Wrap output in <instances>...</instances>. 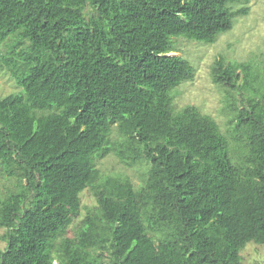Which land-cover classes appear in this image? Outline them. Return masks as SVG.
I'll use <instances>...</instances> for the list:
<instances>
[{
    "label": "trees",
    "instance_id": "trees-1",
    "mask_svg": "<svg viewBox=\"0 0 264 264\" xmlns=\"http://www.w3.org/2000/svg\"><path fill=\"white\" fill-rule=\"evenodd\" d=\"M248 0H0V264H242L264 244V90L249 61L217 58L214 82L251 89L228 133L172 88L194 76L173 37L212 42ZM240 81H242L240 83ZM113 153L147 163L138 185L102 176ZM95 205L80 214L81 191Z\"/></svg>",
    "mask_w": 264,
    "mask_h": 264
},
{
    "label": "rangeland",
    "instance_id": "rangeland-1",
    "mask_svg": "<svg viewBox=\"0 0 264 264\" xmlns=\"http://www.w3.org/2000/svg\"><path fill=\"white\" fill-rule=\"evenodd\" d=\"M233 8L246 7L247 11L238 14L233 20L232 28L221 32L212 42H203L184 36L173 37L176 53L187 58L194 66V76L181 82L171 89L173 105L180 108L185 104H195L207 114H210L219 124L222 131L228 133L231 128L230 119L233 116L230 102L240 104L243 97L252 94L251 89L229 87L216 83L212 79L211 68L217 58L223 57L225 61H249L256 80L254 87L256 93L264 90V0H248L236 2ZM14 33L1 44L0 54L4 53L7 43ZM242 81H240L241 83ZM8 93H16L21 98L26 91L14 81L6 70L0 66V97ZM96 164L102 174L127 175L138 185L146 171L145 161L127 166L118 158L109 153L97 158ZM18 189L16 178L8 177L0 172V198L9 191ZM80 214L67 229L73 234L78 221L86 212V207L95 205L92 190L84 188L81 193ZM5 228L0 227V251L5 247L6 241L1 237ZM242 264H264V244L248 241L241 249Z\"/></svg>",
    "mask_w": 264,
    "mask_h": 264
}]
</instances>
